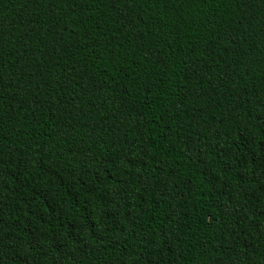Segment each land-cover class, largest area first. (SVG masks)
Segmentation results:
<instances>
[{
	"label": "trees",
	"instance_id": "trees-1",
	"mask_svg": "<svg viewBox=\"0 0 264 264\" xmlns=\"http://www.w3.org/2000/svg\"><path fill=\"white\" fill-rule=\"evenodd\" d=\"M0 264H264V0H0Z\"/></svg>",
	"mask_w": 264,
	"mask_h": 264
}]
</instances>
